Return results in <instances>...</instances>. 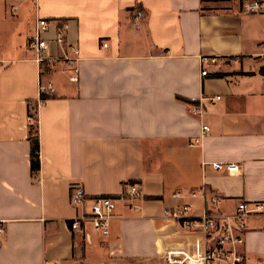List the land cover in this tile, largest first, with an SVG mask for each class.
Returning a JSON list of instances; mask_svg holds the SVG:
<instances>
[{
	"label": "crops",
	"instance_id": "crops-1",
	"mask_svg": "<svg viewBox=\"0 0 264 264\" xmlns=\"http://www.w3.org/2000/svg\"><path fill=\"white\" fill-rule=\"evenodd\" d=\"M39 19L68 23L67 41L80 50L78 84L64 66L48 73L34 61L29 41ZM54 36L53 25L45 38ZM49 83L55 93L41 101ZM202 126L211 132L194 145ZM213 162L239 171L203 164ZM133 182L142 189L138 211L120 202L107 233L90 220L72 230L89 216L91 198L117 196ZM80 185L87 200L75 207ZM200 189L206 199L191 198ZM212 196L218 214L264 202V13L246 12L242 0H26L15 14L0 0V264H124V241L137 236L162 264L168 249L192 250L202 238L163 211L189 204L199 217ZM242 236L245 264H264V217L250 218Z\"/></svg>",
	"mask_w": 264,
	"mask_h": 264
},
{
	"label": "built area",
	"instance_id": "built-area-1",
	"mask_svg": "<svg viewBox=\"0 0 264 264\" xmlns=\"http://www.w3.org/2000/svg\"><path fill=\"white\" fill-rule=\"evenodd\" d=\"M12 5V11L15 14L20 12L22 4L26 0H9ZM243 8L246 12L264 13V0H242ZM143 18V12H137L136 21ZM55 26V36L53 39L45 38L52 26ZM68 23L65 21L49 22L45 19L37 21L34 36L29 41V49L33 54L34 61L41 70H51L55 65H62L70 74V82L78 84L80 81V50L76 44L67 41ZM52 44L56 52H52ZM102 47L106 49L108 44L102 42ZM208 58H203L202 63H206ZM202 76L207 77L209 73L202 69ZM41 95L52 96L55 89L52 83L40 87ZM220 97L209 100L215 104ZM200 113V109L195 110ZM29 125L37 124V119L33 116L28 118ZM211 129L208 126H202L201 135L193 143L199 144L200 139L210 134ZM209 165L218 173L233 174L239 171L237 164H227L223 162L203 163ZM207 192L204 189L190 193L191 198L201 197L206 199ZM142 189L138 183H126L122 191L117 196H95L91 198L92 206L88 217L76 218L71 224L73 231L81 228V221L90 220L93 228L102 233H107L111 221L114 218V212L120 202H126L128 206L138 211L137 200L142 197ZM172 198L177 200L182 198L181 192H174ZM87 200V195L83 186H75L71 193V204L75 207L82 205ZM208 207L199 217H194L192 206L183 204L179 207L167 208L162 213V218L167 221L176 222L185 231H198L202 238L195 240L193 249L171 248L164 253L162 264H245L246 252L245 241L242 236L246 229L247 221L254 217H264V202L240 201L237 204L233 214H218L215 207L219 206V199L212 196L207 200ZM206 204V203H205ZM5 228L0 223V248L3 245V235Z\"/></svg>",
	"mask_w": 264,
	"mask_h": 264
},
{
	"label": "rangeland",
	"instance_id": "rangeland-1",
	"mask_svg": "<svg viewBox=\"0 0 264 264\" xmlns=\"http://www.w3.org/2000/svg\"><path fill=\"white\" fill-rule=\"evenodd\" d=\"M124 248L126 249V256L121 260L125 262L124 264H154V260L147 257L148 249L150 248V242L147 238L142 236L128 238L124 241Z\"/></svg>",
	"mask_w": 264,
	"mask_h": 264
},
{
	"label": "trees",
	"instance_id": "trees-1",
	"mask_svg": "<svg viewBox=\"0 0 264 264\" xmlns=\"http://www.w3.org/2000/svg\"><path fill=\"white\" fill-rule=\"evenodd\" d=\"M143 12L140 7L136 8V10H132V12ZM50 71L48 70V73ZM224 76L223 74H213V77L219 78ZM50 99V96L43 94L41 95V101H46ZM30 105V114L29 116H33L37 119V108L34 107L31 103ZM29 139L32 145L31 149V170L33 174H36L40 171V144H39V131L37 124H31L29 126Z\"/></svg>",
	"mask_w": 264,
	"mask_h": 264
}]
</instances>
